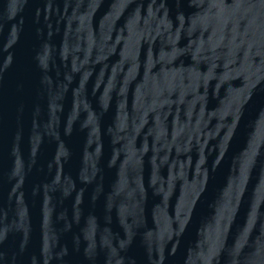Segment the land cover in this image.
<instances>
[{
  "label": "water",
  "instance_id": "1",
  "mask_svg": "<svg viewBox=\"0 0 264 264\" xmlns=\"http://www.w3.org/2000/svg\"><path fill=\"white\" fill-rule=\"evenodd\" d=\"M0 264H264V0H0Z\"/></svg>",
  "mask_w": 264,
  "mask_h": 264
}]
</instances>
